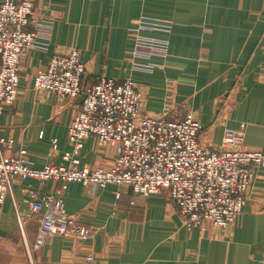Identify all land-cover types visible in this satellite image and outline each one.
<instances>
[{
	"label": "crops",
	"instance_id": "crops-1",
	"mask_svg": "<svg viewBox=\"0 0 264 264\" xmlns=\"http://www.w3.org/2000/svg\"><path fill=\"white\" fill-rule=\"evenodd\" d=\"M33 1L28 29L39 37L21 61L18 98L0 115V138L26 149L33 167L66 164L63 155L74 148L68 129L81 98L34 83L55 54L75 49L85 86L129 78L144 92L145 114L179 119L192 112L200 141L212 148L224 147L227 128L243 124L244 143L264 152V0ZM145 17L169 20L171 28L147 30L139 25ZM147 36L167 44L149 47ZM78 157L89 168L110 167L117 152L90 135ZM61 185L15 179L13 198L1 207L0 264H264V168L255 170L248 201L227 229L209 220L188 227L166 190L142 196L130 185L70 182L66 209L91 236H51L36 246L42 215L31 213L33 194L41 199ZM19 216L27 220L23 230Z\"/></svg>",
	"mask_w": 264,
	"mask_h": 264
},
{
	"label": "built area",
	"instance_id": "built-area-1",
	"mask_svg": "<svg viewBox=\"0 0 264 264\" xmlns=\"http://www.w3.org/2000/svg\"><path fill=\"white\" fill-rule=\"evenodd\" d=\"M35 12L33 0H0V115L17 100L21 61L39 37L38 29H28ZM150 26L151 22H143V28ZM170 28V22L159 20L154 29ZM85 72L75 49L55 54L47 69L36 74V89L81 98L80 110L68 129L74 148L64 153L66 164L35 168L26 149L15 150L13 140L0 138V214L6 198H13L15 179H54L62 183L60 190L41 199L33 194L30 202L31 213L42 215L36 246L44 245L51 236H91L92 230L66 209L62 193L73 181L90 187L130 185L142 196L166 190L188 227H203L207 220L222 229L232 226L249 198L255 170L264 168V152L244 143L245 126L227 128L224 147L204 146L200 141L202 125L192 112L179 119L147 115L144 92L133 80L103 77L85 86ZM90 135L101 145L116 149L112 166L80 165L78 154ZM26 222L19 216L22 230Z\"/></svg>",
	"mask_w": 264,
	"mask_h": 264
},
{
	"label": "rangeland",
	"instance_id": "rangeland-1",
	"mask_svg": "<svg viewBox=\"0 0 264 264\" xmlns=\"http://www.w3.org/2000/svg\"><path fill=\"white\" fill-rule=\"evenodd\" d=\"M147 17H145V20H141V21H139V25L140 26H142L143 25V22H144V24H146L147 25V22H151V26H150V28H146L147 30H156V29H154L155 28V23H157V21H159V19H154V18H147ZM166 21H168V22H170L169 20H166ZM158 30H164V29H158ZM164 31H168V30H164ZM145 41H146V43L148 44V43H150L151 45H154V46H166V39H163V38H156V37H146L145 38ZM252 184H253V180H252ZM252 184H251V186H252ZM250 193H251V190H250ZM250 196V195H249ZM247 201H248V198H247ZM247 203V202H246ZM246 203H245V205H246ZM244 205V206H245ZM244 208V207H243ZM243 211V210H242Z\"/></svg>",
	"mask_w": 264,
	"mask_h": 264
}]
</instances>
